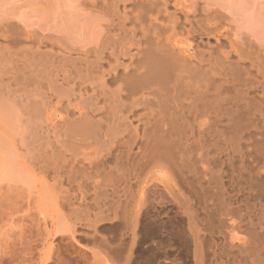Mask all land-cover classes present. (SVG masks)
Returning <instances> with one entry per match:
<instances>
[{
	"label": "bare ground",
	"instance_id": "6f19581e",
	"mask_svg": "<svg viewBox=\"0 0 264 264\" xmlns=\"http://www.w3.org/2000/svg\"><path fill=\"white\" fill-rule=\"evenodd\" d=\"M200 2L89 0L106 23L82 49L0 28L36 131L13 146L77 263L264 264V50Z\"/></svg>",
	"mask_w": 264,
	"mask_h": 264
},
{
	"label": "rangeland",
	"instance_id": "374dc122",
	"mask_svg": "<svg viewBox=\"0 0 264 264\" xmlns=\"http://www.w3.org/2000/svg\"><path fill=\"white\" fill-rule=\"evenodd\" d=\"M85 1L89 2V0H0V28L5 24H9L10 27L14 25L13 29L17 28L16 32L18 30L20 36L23 32L28 38H38L43 34L53 35L60 38L65 45L82 49L100 38L99 35L103 32L106 23L104 16L100 15L99 11L89 8ZM195 1H201L200 3L206 4L205 6L211 10L222 12L224 17L220 23V31L223 35L226 32L225 36L228 37L229 33L230 39L233 38L231 40L238 42L246 38V41L264 50V0ZM1 37L0 264H95L91 259L85 263L76 262L82 255L88 257L86 249L79 245L76 239L66 238L58 242L56 239L52 241L53 238L49 240L47 236L46 231L49 227L42 223L43 214L35 203L36 192L37 189L40 190V185L32 176L29 177L28 168L21 159L25 151L14 148L15 144L36 138L34 125L31 126V123L26 122L27 117L25 118L26 115L20 106L22 103L18 102L22 99L20 97L22 92L20 89V92L18 91L20 86L13 87L12 84L15 80H12L14 74L10 66L13 60L18 58L17 53L20 51L17 48L21 45L2 41ZM3 37H5L4 33ZM11 52H15L13 54L16 55ZM25 73L17 72L16 76L17 74L25 76ZM11 75L13 78L9 77ZM22 79L21 77L18 81L19 85ZM48 210L51 214V210ZM47 212L46 210L45 213ZM64 246L68 247V253L59 256ZM46 252H49L51 259L43 261Z\"/></svg>",
	"mask_w": 264,
	"mask_h": 264
}]
</instances>
